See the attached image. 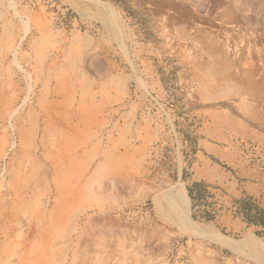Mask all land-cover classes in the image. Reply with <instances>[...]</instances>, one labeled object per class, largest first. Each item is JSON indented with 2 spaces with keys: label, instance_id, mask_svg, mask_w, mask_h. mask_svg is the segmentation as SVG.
Returning <instances> with one entry per match:
<instances>
[{
  "label": "rangeland",
  "instance_id": "rangeland-1",
  "mask_svg": "<svg viewBox=\"0 0 264 264\" xmlns=\"http://www.w3.org/2000/svg\"><path fill=\"white\" fill-rule=\"evenodd\" d=\"M196 38L264 68V0H0V264H264L242 196L207 183L212 221L180 207L237 249L173 207L231 102L199 101Z\"/></svg>",
  "mask_w": 264,
  "mask_h": 264
},
{
  "label": "crops",
  "instance_id": "crops-1",
  "mask_svg": "<svg viewBox=\"0 0 264 264\" xmlns=\"http://www.w3.org/2000/svg\"><path fill=\"white\" fill-rule=\"evenodd\" d=\"M194 42L200 59L195 68L199 101L231 102L225 110H206L189 180L220 183L231 195H252L264 205V68L256 61L247 66L244 54L212 53L207 39L196 38ZM127 80L123 78L119 84L116 79L113 85L122 90ZM118 98L116 107L123 103L124 94ZM232 135L238 137L240 145L230 141ZM250 145L254 149L246 150ZM212 158L227 163L233 171L222 170Z\"/></svg>",
  "mask_w": 264,
  "mask_h": 264
},
{
  "label": "trees",
  "instance_id": "trees-1",
  "mask_svg": "<svg viewBox=\"0 0 264 264\" xmlns=\"http://www.w3.org/2000/svg\"><path fill=\"white\" fill-rule=\"evenodd\" d=\"M183 177L186 178L185 173ZM210 187L205 181H193L187 186L188 195L192 200V217L196 220L212 221L215 218L211 212L199 208L200 205H207V199L213 197ZM232 207L234 217L240 218L248 227H254L255 233L264 238V205L257 198L252 195L236 198Z\"/></svg>",
  "mask_w": 264,
  "mask_h": 264
},
{
  "label": "bare ground",
  "instance_id": "bare-ground-1",
  "mask_svg": "<svg viewBox=\"0 0 264 264\" xmlns=\"http://www.w3.org/2000/svg\"><path fill=\"white\" fill-rule=\"evenodd\" d=\"M172 197V202L174 203L173 207L176 209V215L180 216L182 219L184 225H185V231L189 234H195V235H200V234H206L212 238L215 242L227 247V248H232V249H237L238 246V241L232 240L231 238H227L219 233H216L214 231H210L206 229L205 227H202L200 225H197L195 223L191 216L181 212L180 207H181V202L184 203L188 202L190 204V197L188 195L187 188L184 187L183 185H180L176 187L171 194ZM257 248V247H256Z\"/></svg>",
  "mask_w": 264,
  "mask_h": 264
},
{
  "label": "built area",
  "instance_id": "built-area-1",
  "mask_svg": "<svg viewBox=\"0 0 264 264\" xmlns=\"http://www.w3.org/2000/svg\"><path fill=\"white\" fill-rule=\"evenodd\" d=\"M252 149H254V148L250 145V146H248V148H247L246 150H250V151H252ZM247 153H248V152H247ZM248 159L251 161V160H252L251 156L248 157Z\"/></svg>",
  "mask_w": 264,
  "mask_h": 264
}]
</instances>
